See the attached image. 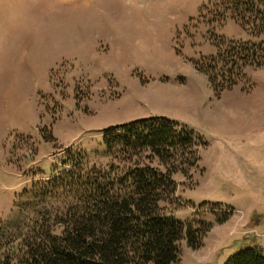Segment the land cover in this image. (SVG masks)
<instances>
[{
  "label": "rangeland",
  "instance_id": "rangeland-1",
  "mask_svg": "<svg viewBox=\"0 0 264 264\" xmlns=\"http://www.w3.org/2000/svg\"><path fill=\"white\" fill-rule=\"evenodd\" d=\"M218 2L0 0V91L9 97L0 162L23 176L0 187L2 225L30 219L29 191L50 172L55 181L72 172L63 162L75 152L88 153L77 162L83 173L131 168L97 145L100 132L156 117L204 144L197 168L173 175L176 192L159 204L184 225H211L197 250L180 242L176 264H224L240 248L264 250V66L234 72L238 84L219 94L195 68L229 43H264V32L221 20ZM51 201L42 205L58 206Z\"/></svg>",
  "mask_w": 264,
  "mask_h": 264
},
{
  "label": "trees",
  "instance_id": "trees-1",
  "mask_svg": "<svg viewBox=\"0 0 264 264\" xmlns=\"http://www.w3.org/2000/svg\"><path fill=\"white\" fill-rule=\"evenodd\" d=\"M218 3L214 10H221V20L230 16L243 30L257 25L264 32V0ZM233 44L220 47L215 58L195 65L217 94L238 84V75H232L239 69L264 66L260 60L264 43ZM178 127L151 117L100 132L102 140L97 145L110 158L126 159L132 165L123 173L112 167L105 171L93 167L83 173L77 162H84L88 153L67 156L63 165L72 172L62 173L60 181L50 172L45 185L29 191L32 217H18L13 226L0 223V264H176L181 241L191 250L200 248L211 225H184L159 206L176 192L173 175L187 178L184 168H197V150L204 146ZM48 141H52L50 134ZM141 161H156L164 170ZM46 199L58 206L44 207ZM224 264H264V250L240 248Z\"/></svg>",
  "mask_w": 264,
  "mask_h": 264
},
{
  "label": "crops",
  "instance_id": "crops-1",
  "mask_svg": "<svg viewBox=\"0 0 264 264\" xmlns=\"http://www.w3.org/2000/svg\"><path fill=\"white\" fill-rule=\"evenodd\" d=\"M8 108H9V97H8V94L2 93L0 91V128H2L3 131L8 128L7 127V122H6V118H7L6 111H7ZM16 110H17V108H16ZM17 112H18V110H17ZM168 117H171V116H168ZM170 119L175 120V119H178V118L173 116ZM19 120H20L19 115H16V113H15L14 114V122L18 123ZM1 138H4V134L3 133L1 134ZM0 167H1V170H2V171L0 170V187H7V186H5V183L7 181L11 182L15 178H17L19 182L23 180V176L20 175L18 172H16L17 170H16L15 167H12V169H14V172H13V170L12 171L8 170L9 167H7V166H5V169H4V167L1 164V162H0ZM3 175H8L7 178H9V177H11V178H9V179L4 178ZM2 178L4 179V181H2Z\"/></svg>",
  "mask_w": 264,
  "mask_h": 264
}]
</instances>
